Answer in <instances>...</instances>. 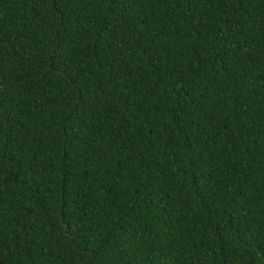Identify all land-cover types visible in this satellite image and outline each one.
Instances as JSON below:
<instances>
[{"label":"trees","instance_id":"trees-1","mask_svg":"<svg viewBox=\"0 0 264 264\" xmlns=\"http://www.w3.org/2000/svg\"><path fill=\"white\" fill-rule=\"evenodd\" d=\"M0 264H264V0H0Z\"/></svg>","mask_w":264,"mask_h":264},{"label":"snow or ice","instance_id":"snow-or-ice-1","mask_svg":"<svg viewBox=\"0 0 264 264\" xmlns=\"http://www.w3.org/2000/svg\"><path fill=\"white\" fill-rule=\"evenodd\" d=\"M115 3H117V6L119 5L120 0H114ZM241 3H243V0H241Z\"/></svg>","mask_w":264,"mask_h":264},{"label":"water","instance_id":"water-1","mask_svg":"<svg viewBox=\"0 0 264 264\" xmlns=\"http://www.w3.org/2000/svg\"><path fill=\"white\" fill-rule=\"evenodd\" d=\"M91 255L93 256V255H94V253L92 252V253H91Z\"/></svg>","mask_w":264,"mask_h":264}]
</instances>
